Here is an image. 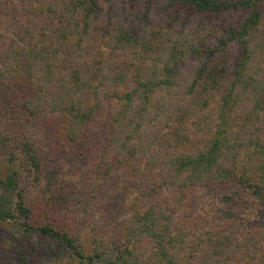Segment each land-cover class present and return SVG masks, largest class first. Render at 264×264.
Masks as SVG:
<instances>
[{
	"label": "trees",
	"instance_id": "obj_1",
	"mask_svg": "<svg viewBox=\"0 0 264 264\" xmlns=\"http://www.w3.org/2000/svg\"><path fill=\"white\" fill-rule=\"evenodd\" d=\"M117 1L124 0H0V16H10L14 30L1 52L0 84L12 81L5 106L18 113L0 118V223L9 225L8 249L17 254L0 264H190L191 252L202 264H264V0H162L165 31L142 35L120 21L103 33L104 13ZM197 16L222 19L217 45L182 33L171 40V23ZM20 18L26 21L15 30ZM97 31L103 48L137 58L128 91L115 88L128 82L125 69L112 75L97 64ZM190 54L202 62L183 85L179 64ZM179 88L176 102L170 97ZM112 101L121 105L107 112ZM46 115L84 158L69 201L55 200L54 189L56 173L75 180L63 171L67 156L44 170L28 132L29 120ZM191 116L206 132L201 143L188 130ZM161 122L167 129L154 133ZM155 141L160 162L136 166L134 150L150 151ZM27 173L40 188L33 203L22 185ZM120 174L131 197L109 241L88 220L102 187ZM120 189L114 186L115 197ZM188 198L202 216L191 251V230L179 228L173 213ZM143 241L148 252L139 249ZM111 242L116 251L102 260Z\"/></svg>",
	"mask_w": 264,
	"mask_h": 264
},
{
	"label": "rangeland",
	"instance_id": "obj_2",
	"mask_svg": "<svg viewBox=\"0 0 264 264\" xmlns=\"http://www.w3.org/2000/svg\"><path fill=\"white\" fill-rule=\"evenodd\" d=\"M114 4L115 5L111 6L108 12L104 13V19L102 20L105 24L103 25V33L105 31H108L107 29L109 27H112L110 23L115 24L118 22L120 25V21L122 22V24L126 23L127 25L134 26L137 31H142L140 32L142 33V35H149L148 31L151 32L153 29L158 30L160 33L161 31H165L164 27H168L167 23L169 21L167 17L163 15L161 9L162 0L153 1L150 5L147 4V2H143V0H129V3L127 4L124 0L123 3L117 1V3ZM145 5H147V8L145 7ZM25 21L26 20L24 18H20L19 25L15 28V30L17 28H21V23H25ZM221 22L222 19H217V17H213L211 18V20H209L201 16H197L185 23H182V20L178 18L177 21L171 23L170 30L173 35H171V40L175 39L174 37L177 36V33H182L185 37L192 39L196 43L208 42L211 45H217V38L220 35L218 29L219 25H221ZM11 23L12 22L10 20V16H8L7 18L4 16H0V37L6 36L5 42H0V68L4 66V61L7 59L1 54V52H4V48L7 47L6 45H8V39L12 38L11 32L14 31L12 30L13 28H11ZM100 34V31H97L95 34H93V41L91 42L92 51H96V56L99 59L97 64L102 66L108 65L106 69H113V71H110L112 75L118 74L120 73V70L125 69L124 72L126 73V79L128 82H126V84H118V86H116L115 88L118 89L119 92L128 91L127 86L134 85L133 76L136 72L133 66L137 63V58H134L132 53H123L118 49L111 51L106 47L103 48L104 38L103 35L100 36ZM156 35L160 39H162L159 34ZM229 48V55H234V53L236 52V46L234 44H231ZM139 55H141L140 60H142V57L144 55L143 52H141V54ZM153 55L154 54H151V56ZM11 62L12 61L9 60V63ZM151 62L152 61L148 60V63ZM201 62L202 59L199 56L191 54L183 59L182 63L179 64V79L181 84L186 85L189 82ZM95 81L96 80L94 79L92 83ZM12 87V81L9 83L6 82L0 84V118L7 119V117L10 118L18 116V113L14 112L13 114L11 113V111H9V109L6 108L8 104H6L7 101L5 99L9 98L8 92L13 91ZM181 93L182 90L179 88V91H176V94H172L170 99L179 102ZM161 94L165 96L163 93H160L157 98H161ZM120 105L121 104L112 101L110 105H106L105 110H107V112L109 111V109L117 111ZM45 117V121H43V118H34L32 120H29L28 132L30 133L32 141L34 140V149L40 156L44 170L52 169L58 162L57 159H60L62 156H67L68 162L65 164L66 166L63 171L75 172V180H73L72 182L69 179V175L65 177L63 176V173H56L54 178V189L56 192L55 200H59L61 197H64L67 201H69L68 199L74 198L78 193V183L81 181L82 177H84V158H81L80 151L75 145H71L68 141L64 140L61 134L58 119H56L54 115H46ZM193 119V116L188 119V122H190L191 124V126L189 125L188 130L191 134V137L195 141L194 143H201L202 137L206 132L203 130L202 126L198 127L197 123H195L197 118L194 119V122H191L193 121ZM157 125L155 127L154 133L161 132V126H164L162 122L158 123ZM95 126H97V124ZM164 129H167V127ZM164 129L162 128V130ZM144 136L145 134L142 135L141 138L144 139ZM148 142H150L149 139L145 141V144H148ZM158 145V142L155 141L151 145L150 151L147 146H145V148L143 149L140 148L138 150H134V155H137L138 158L141 157L139 159H135V165L140 167L143 162H145V164H148L151 161H154L155 163L160 162L158 157L159 153L162 150L160 149L161 144L159 146ZM33 175L34 174H25L22 183V185H26L27 187H29L28 192L30 194H28L31 197V203L35 202L39 198L40 192V188H37V184L35 186L32 185V180H34ZM125 184L126 181L122 177V174H120V177L117 176L115 178L114 183L109 182L107 185L102 187L92 207L91 219L93 222H89L88 220L90 230L93 228L100 236H106L109 241L111 239H117L115 238V235L118 232L117 229L120 226L117 223V217H121L125 213L127 202L131 197L130 194L125 190V188H127V185ZM115 185L118 189L121 188L120 193L116 197V194H114L113 190ZM145 189L146 187H144V191ZM140 190H143V187H141ZM195 205L196 204L194 200H192V198H188L186 200V204L179 205L178 208H176L173 212L174 219L176 223L179 224L178 227L183 228V230L186 232L191 230L190 236H187L186 238V240L188 239V241L191 239L190 237L193 236V233L198 230L199 225L202 221V216H198L199 213L195 211L197 208H194ZM108 211L109 213H107ZM8 227L9 225L7 226L5 223H0V260H3V258L6 256L12 259L17 256L14 249H8V247H10V241L12 239ZM189 243L191 251L193 250L191 241H189ZM139 244H141L139 245V249L146 250L147 252L149 251L150 245L146 244L145 241ZM115 248L116 245L114 243H108V246L105 248V255L102 256V260L112 257L116 251ZM191 253L193 254V258L196 254V258H192L190 264H202L200 257L197 258V252ZM34 261H36V258H34ZM207 262L208 264H211L208 259ZM229 264L235 263L231 262Z\"/></svg>",
	"mask_w": 264,
	"mask_h": 264
}]
</instances>
